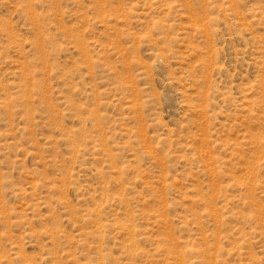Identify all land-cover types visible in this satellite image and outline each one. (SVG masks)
Wrapping results in <instances>:
<instances>
[{"label":"rangeland","instance_id":"obj_1","mask_svg":"<svg viewBox=\"0 0 264 264\" xmlns=\"http://www.w3.org/2000/svg\"><path fill=\"white\" fill-rule=\"evenodd\" d=\"M0 264H264V0H0Z\"/></svg>","mask_w":264,"mask_h":264}]
</instances>
